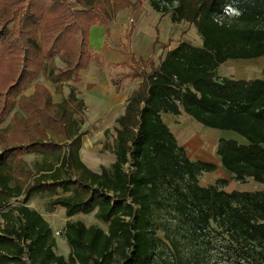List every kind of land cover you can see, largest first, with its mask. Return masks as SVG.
Here are the masks:
<instances>
[{"label":"trees","instance_id":"1","mask_svg":"<svg viewBox=\"0 0 264 264\" xmlns=\"http://www.w3.org/2000/svg\"><path fill=\"white\" fill-rule=\"evenodd\" d=\"M74 1L80 7L0 0V122L16 98L27 115L13 118L15 135L0 131V264H154L165 243L187 253L180 264H264V189L225 191L223 178L201 185L200 175L216 165L191 160L162 118L184 112L204 127L237 134L244 142L219 138L221 166L237 182L264 184V79L217 72L228 60L264 57V0H148L173 23L192 24L201 46L181 41L157 66L133 72L141 81L115 120L111 144L112 130L103 132L102 149L114 161L97 172L80 160L82 120L69 103L79 111L84 105L74 90L62 102L41 82L31 96L21 93L40 74L53 83L78 81L89 61L90 27L142 0ZM56 54L63 66L47 70L45 61ZM24 153L41 156L28 180L18 177ZM33 193H46L48 206L64 207L67 216L95 211L106 229L67 221L70 252L67 259L57 255L48 223L26 205ZM21 195L20 204L7 205Z\"/></svg>","mask_w":264,"mask_h":264},{"label":"crops","instance_id":"2","mask_svg":"<svg viewBox=\"0 0 264 264\" xmlns=\"http://www.w3.org/2000/svg\"><path fill=\"white\" fill-rule=\"evenodd\" d=\"M130 1L134 2V0ZM188 24L186 22L173 23L170 19V12L157 11L148 0H143L138 7L126 6L118 9L109 14L106 23L96 22L90 27L87 67L79 72L78 81H66L74 90L77 100L83 102V111L91 119L89 123L93 125L88 128V133L82 135L79 153L80 160L89 169L97 172L101 165L109 166L114 161L112 153L101 151L102 143L94 144L92 140L95 141L96 134L115 126L116 118L124 113L129 95L141 81V77L134 76L133 72L136 70L139 73L143 69H149L151 65L157 66L165 53L174 49L181 41H186L197 47L201 46V39L198 35L196 42L191 41L188 37L189 32L191 33V29L188 30ZM221 67H224L226 73L221 71ZM229 67H233L234 71L229 72L227 70ZM217 72L221 78L264 79V57L251 60H228L218 66ZM40 76L43 79L44 75L40 74L21 94L31 96L37 79H41ZM41 83L50 90L54 102H62L65 99L64 95L54 93L56 86L64 81L53 83L45 78ZM162 118L177 142L185 149H187L189 140L182 141L178 135L179 129L182 128L180 126L182 120L194 127L198 133L201 132L204 135L203 138H196V149L193 152L186 151L187 156L191 160L214 163L216 169L213 172H207L209 176L217 173L216 175L222 176L221 178L226 179L230 184L231 175L221 166L219 157L216 155L217 143L220 137L233 138L240 142H244L243 138L230 131L201 127L184 112L179 115L162 114ZM176 122L179 123L175 124ZM94 131L98 133L95 134ZM34 155L39 157V155ZM246 182L252 183L254 189H234L241 191L264 189V184L251 179ZM234 189H225V191ZM61 194L62 191L58 190V195ZM55 196L57 195L53 197ZM49 200L50 197L46 193H33L26 205L36 210L48 223L51 237L55 241L54 252L67 259L70 247L63 236L66 222L81 220L86 226H100L99 221L94 217L95 211L89 214L77 213L67 216L64 207L60 205L48 206ZM21 201L22 195L11 199L7 205L14 206L20 204ZM79 215H92L94 222L87 224ZM2 225L3 219L0 217V226Z\"/></svg>","mask_w":264,"mask_h":264},{"label":"rangeland","instance_id":"3","mask_svg":"<svg viewBox=\"0 0 264 264\" xmlns=\"http://www.w3.org/2000/svg\"><path fill=\"white\" fill-rule=\"evenodd\" d=\"M68 1L70 2V5L72 7H74V8L80 7L78 5V3L75 2L74 0H68ZM131 3H133V2H131ZM232 12H233V10H232ZM110 13H113V12H110ZM187 26H188V30L191 29V33L189 32L188 37L190 38L191 41L196 42L198 36L195 33L193 25L188 24ZM45 62H46L45 64H46L47 70H56L57 68H60L61 66H63V63L60 61L58 54H56L53 58L47 59ZM223 68L224 67H221V71H225V73H226V70ZM227 70L229 72H232V71H234V68L229 67ZM42 75H44V74H42ZM45 77L46 76L44 75V77L42 79V77L40 76L41 79H37V82L43 81L45 79ZM71 90L72 89L70 88V85H68V83H66V81H64V83H59V85L56 86V90L54 91V93H56V94L58 93V95L62 94V96L64 95L63 97H65V99L64 98L63 99L66 100V99H68L69 92ZM16 101H17V98H16ZM16 101H15V104L13 105L12 109L10 110V112L7 114V117H5V119L2 122H0V131L1 132H6L8 134L13 135L15 132V123H14L13 118L20 119V118L27 117L25 111L22 110L18 106ZM69 108L71 110L75 111V115H74L75 118H77V119L81 118V120H82V125L80 127L82 135L88 133L89 132L88 128H90L92 125V123H89V122H91V119L89 118V116L87 114H85L83 109L80 111L77 110L76 109L77 108L76 103H69ZM19 109H20V111H19ZM177 118H179V117H177ZM178 123L179 122H176L175 124H178ZM87 125H88V127H87ZM180 126L182 128L179 129V134H178L179 138H181L182 141L189 140L188 145L186 147L187 149H185V150L189 151V152L195 151V149H196V143H195L196 138L197 137L203 138L204 135L201 132L198 133L194 127H191L188 123L187 124L184 123L183 120H182V123ZM200 126L203 127L202 125H200ZM113 128H114V126L110 129L112 130ZM103 132L104 131H102L101 133H98L97 131H94L95 134L98 133L94 137L95 141L92 140V142L94 144L102 143V146H103V142L105 141V136H104ZM48 135H49V138L51 140H54V141L60 140V136L56 135L52 130L48 131ZM113 138H114V133L112 130V133L108 139L110 144H111V142H113ZM102 148H101L102 152H107V151L103 150ZM206 149H209V148H206ZM19 158H20L19 160H24L23 164L25 165L26 168L23 170L21 175L18 177H20L21 180H26V179L28 180V178H27L28 171L31 169L34 162L40 161L41 157H40V155H39V157H36L34 154L26 153L24 156L22 155V157L20 155ZM17 174L19 175V173H17ZM216 174L209 176V173H202L199 177V183L201 185H205V186H208L210 184H215L217 182V180L221 179V177H222V176H218ZM218 185L221 186V184H219V183H218ZM221 188H223L224 190L225 189L226 190L227 189H234V188H237V189H254V186L252 185V183H249V182L240 183V182H237V181L231 179L230 184H229V182H227L225 185L221 186ZM79 216L81 218H83V220L87 224L94 222V217L92 215H85V216L79 215ZM99 225L102 228L106 229L105 224H102L99 222ZM165 244H166V246H162V247H164V253L160 257H155V263L154 264H180L179 263L180 259L182 261H185L186 257H188L187 253L184 250L182 251V253L178 254L172 247L170 248L169 245L167 246V243H165Z\"/></svg>","mask_w":264,"mask_h":264},{"label":"built area","instance_id":"4","mask_svg":"<svg viewBox=\"0 0 264 264\" xmlns=\"http://www.w3.org/2000/svg\"><path fill=\"white\" fill-rule=\"evenodd\" d=\"M160 6H161V7H162V6H165V7H167V8H170V5H169L167 2H164V1L160 2ZM25 262H26L27 264H29L28 260H26V259H25Z\"/></svg>","mask_w":264,"mask_h":264}]
</instances>
